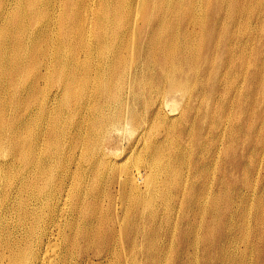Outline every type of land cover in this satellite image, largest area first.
I'll return each mask as SVG.
<instances>
[{"label":"rangeland","instance_id":"obj_1","mask_svg":"<svg viewBox=\"0 0 264 264\" xmlns=\"http://www.w3.org/2000/svg\"><path fill=\"white\" fill-rule=\"evenodd\" d=\"M41 1L53 2L55 6H52L50 10L58 11L54 17L49 14L40 17L42 21H45L44 18L46 21L53 18L46 23L54 28V32L56 18L66 19L71 16L73 20L77 19V11H59L60 0ZM123 1H111L105 8L104 16L109 19L114 18ZM0 5H3L0 17L4 11L10 13L9 15L7 13V17L14 15L16 0H0ZM23 6V9L28 8L27 3ZM164 12L170 20L159 29L155 19L157 14ZM135 15L133 27L141 26L149 19L152 22L144 27L142 36L138 37L134 29L124 34L125 42L118 45L119 47L131 46V49L134 48L137 52H132L131 59L134 58L135 61L132 65L129 64L128 76L133 78H126L127 82L121 91L124 102L122 110L128 115L127 123H125L127 126L124 125V128L122 126L119 129L120 132L114 133V139L112 138L114 141L111 139L113 142L109 143V154L123 155L132 150L133 156L141 151L144 154L145 150L147 153L148 149L155 152L165 145L164 150L163 148L161 150H166L164 152L166 157L171 156L172 166L177 162L173 166L175 174L172 179H182L181 187L180 185L172 186L166 188L167 190L161 187L158 194L149 193L147 196L145 194L142 198L144 201L142 207L141 204L133 203L136 201L131 200L133 196H129V192L128 195L125 194V198L123 195L121 197L119 183L111 181L115 175L117 177L118 164H115L114 168L108 165L109 167L102 169L98 180H95L92 170L87 175L91 179L86 176L81 179L88 189L85 192L77 191L75 184L69 193L67 200L69 203L64 206L65 198L63 196L59 199L60 194L55 187L60 184L66 173L63 170L66 169L60 165L54 172H37L35 171L36 162L39 160L43 167L49 169L51 163L47 158L51 155L56 157L64 155L67 158L68 153H71L75 156L74 158L77 157L76 161L69 163V176L64 178V187L68 188L70 183L67 181L72 180V173L77 175L80 164H85L78 159L82 158L81 147L72 148L71 143L72 141L83 142V138L90 134L91 128L88 127L97 118V114L94 118L93 113L87 110L86 102L81 106L82 102L61 106L62 96L60 94V96L58 94L51 96L53 87H50L49 105L52 103L50 108L53 116L57 114L59 119L55 124L52 119H48L50 125H53L51 129L55 134L46 139V152L37 153L35 156L25 146H21L16 151L7 144L0 146V163L6 161L13 163L10 166L0 167L2 192L0 203L3 207L11 208L6 211L7 214L0 216V256L2 253L8 256L12 250L20 248L23 252H31L32 261L40 255V249H42L46 255L40 264L48 262L49 264H264V0H141ZM125 21L126 16H123L115 24L107 25L106 35L109 29H114L116 25L124 24ZM97 30H101L100 26ZM43 32H47L46 25L38 29L37 34ZM65 33L71 38L76 37V33L70 29H59L56 32L57 35ZM86 39H89L86 43L67 46L68 52L81 50L83 47H93L95 33L93 37L87 35ZM160 41L167 42L165 48L172 50L170 55L184 60L179 65L176 63L178 66L176 73L172 72L174 77L177 75L175 80L178 91H170L169 94L166 93L169 92V81L166 82L167 79L163 78L166 72L161 76L160 71H157L159 57L154 62L140 51L145 47H159ZM3 49L8 55L21 52L20 49L8 45H5ZM138 54L141 57L137 56ZM94 56L100 57L102 52ZM14 63V60L9 64L3 63L6 74L12 71ZM61 73L69 75L70 70L64 69ZM166 74L169 75L171 72ZM135 75L138 79L133 83ZM31 76L32 69L24 73L23 79L16 87H10L7 83V91L11 92L17 87L29 85ZM40 101L41 98L37 102ZM4 103H8L7 108L3 106ZM81 107L83 108L80 109ZM165 110L168 112L166 113ZM111 111L114 109L107 110L106 114H111ZM21 115L29 117L31 112L27 110L19 96L7 97L1 89L0 136L11 137L17 132L15 126L22 118ZM171 122L177 123V127ZM39 129L38 125H31L24 129L25 132L18 134V137L21 140L25 139L24 142L33 137L39 144L45 139L35 136ZM62 129L64 133L61 150L59 141ZM180 129H182L181 132ZM171 130L179 132L178 135ZM157 139L160 141L162 139L168 144L162 141L159 143ZM116 142L119 145L114 144ZM173 142L175 143L172 144ZM150 144L154 146V149ZM175 144L180 145L177 147L174 146ZM115 145L117 147L114 148ZM168 145L171 147H167ZM171 148L170 153L168 150ZM19 153H22L25 158L20 160ZM184 156L190 158L186 159ZM182 158L185 160L183 161ZM181 160L183 164L180 163ZM19 164L31 170V180L34 184L18 195L21 200L16 205V198L11 197L14 195L6 196V189L11 182L24 183L21 180L24 177L25 182H28L30 177L22 173L18 175L16 171H12V167ZM86 164L84 166L91 167L90 163ZM46 178H49L52 186L41 188L40 184ZM6 184L8 185L5 187ZM92 188L98 190L99 195H95ZM13 190L12 188L11 192ZM142 190H146V187H142ZM46 192H49L47 196H45ZM96 197H99L101 210L98 213L103 218L101 222H93L94 220L83 216L95 211L93 200ZM119 198L122 200L120 201ZM75 199H78V205L74 203ZM72 204L77 206L76 212L72 211ZM30 212L41 213L44 216L41 221L28 218ZM115 214L118 218H115ZM23 217L25 220L22 219ZM50 217H54L58 223L55 229H59L54 232L60 231V235L50 239L47 237L46 242L48 240L54 242L53 245L58 246L56 252L45 246L46 243L42 245L45 233L50 230V226L46 230L43 228L49 224ZM118 222L121 230H119ZM110 224H114L115 227ZM106 243L111 247H108L109 245H107L108 248L105 247ZM125 247L126 250L123 249ZM110 250L114 253L108 254ZM157 250L160 251L159 256L153 254ZM98 251L102 255L98 256L96 254ZM7 262L5 259L4 263Z\"/></svg>","mask_w":264,"mask_h":264},{"label":"bare ground","instance_id":"obj_2","mask_svg":"<svg viewBox=\"0 0 264 264\" xmlns=\"http://www.w3.org/2000/svg\"><path fill=\"white\" fill-rule=\"evenodd\" d=\"M111 1H113V0H60L59 11H62V12L63 11H69V10L71 12L77 11V19L73 20L71 18V16H69L66 19L56 18L55 19V26H56L55 32L53 30L54 28H52L49 23H46V22L52 21L53 18H52V20H47V21L45 18H44L45 21H42L40 19V17L42 15H47V14L52 15L54 17L55 13L58 12L55 9L50 10V8L52 6H55V4L51 1L43 2L41 0H39V1L38 0H16V7L14 8V15H10L7 17L8 12L4 11L2 16L0 17V90L3 89V91L7 95V97L8 96H13V97L19 96V98L25 104L27 110L29 112H31V115L29 117L21 115L22 118L18 121L17 125L15 126V129L17 130V132H15L11 137L6 136V135L0 136V146L2 144H7V145L11 146V148L14 151L18 150V148H20L21 146H25L26 148L30 149L31 153L35 156L37 153H45L46 152V150H47L46 139L52 137L55 134L51 129L53 127V125H50V123L48 122V119H52V122H54V124L59 119L57 117V114H55V116H53V113H52L51 108H50V105L52 103L49 105V100H50L49 88L50 87H53V89H51V93H50L51 96H52V94H53V96H55L57 94L58 95L60 94L62 96L61 98L63 99V102H62L61 106H63V105L69 106L73 102H82V103H80V106H81L84 102H86L87 103V110L90 113H93L94 118L96 117V114H97V118H95V119L93 118L94 120H93L92 124L90 125V127H88V128H91V130L89 132L90 134L83 138V142L79 143L76 141H72V143H71L72 148L73 147H81L82 158L81 157L78 158L79 162L81 160L82 163H84V162H85V164L90 163L92 168L91 167L88 168V166L87 167L84 166L85 164H80V166L78 167V168H80V171H77V175H74V173H72V176H71L72 180L67 181V183H70L68 185V188L64 187V182H65L64 178L69 176V172H70V170L68 169L69 163L74 161L75 159L77 160V157L74 158L75 156L72 155L71 153H68L67 158H65L64 155L62 157H56L54 155H51L49 158H47V160H49L51 163L49 169H47V167H43L39 160L36 162L35 171H37V172H42V173H47V171L54 172L56 170V168L60 165H62L63 168L66 169V170H63V171H66V173L63 175L60 184L58 186L56 185V187H55V190L57 191V193L60 194L59 199L63 198V196L65 198L64 206L66 205V203H69V201H67L69 199V193H70L71 189L73 188V186L75 187V184L77 186V188H76L77 191H80V192L86 191L87 187H85V183H83V181H81V179H83L84 176L88 177L87 175H88L89 171L92 170V173L95 176V180H98L99 175H101L100 172L102 171L103 168L106 169L107 167H109L111 165H112L111 167H113V166H115V164H118V168L116 170L117 177L115 175L111 179V181L113 183L115 181H117L119 183L118 184L119 188H121V189H119V194L121 193V197L124 196V198H125L126 197L125 194L128 195V192H129V196H131V197L133 196V198L131 200L136 201L133 203H137V205L141 204V206H142V204L144 203L142 198H144L145 194H146V196L149 193L151 195H155V194H158L157 192H158L159 188H161V187L163 189H166L168 187H172V186L176 187L178 185H180V187H181V185H182V184H180V180H182V179H180V180L178 178L172 179L173 175L175 174L173 166L177 162L172 166L171 156L166 157V155L164 153V152H166V150L163 151L164 150L163 147L165 145H163V147L161 146L163 148V150H161L162 148L161 149L158 148L157 150H155V152H153L151 149L150 150L148 149V151L146 153V150L144 148L146 154L144 152H143L144 154H142L141 153L142 151H141L138 154L135 152L136 154H134L132 156V154H131L132 150L128 153L123 154V155H119V153L117 154L115 152H114L116 154L115 156H111V154H109V149H108L110 147L109 143H110L112 138L114 139V137H113L114 133L117 131L120 132L119 129H121L122 126H123V128H124V125H125V127L127 126V124H125V123H127L128 115L126 113H124V111L122 110L124 107V104H123L124 102H123V99L121 97V91L123 90V88L125 87V84L127 82L126 78H128V79L133 78V77L130 78L128 76L129 75L128 73L130 71L129 70L130 65H132L135 61L134 58L131 59V55L133 56L132 52H135V51L137 52V50H135L134 48L131 49V46L127 45L125 47H119L118 45L125 42L124 34L131 32V31H134V29H135V33H137L138 37L142 36L144 27L151 24V22H152L149 19L143 25L138 26V27H133L134 18L136 16L135 13H136V11L139 10V3L141 0H124L121 4V8L117 11L115 17L111 18V19L106 18L104 16V11H105L106 6H108ZM24 3L28 4V8L23 9ZM2 8H3V5H0V10ZM9 14L10 13H8V15ZM123 16H126V21L124 22V24L116 25V27L114 29H109L107 32V35H106L105 27L109 24H115ZM169 20H170V17L169 16L166 17V12L159 14V15L157 14V18L155 19V23H156L157 28L161 29L165 25V23ZM45 25L47 27V32H43L42 34H37L38 29H40L41 27H43ZM99 26H100L101 30H97ZM16 29H18V30L15 31ZM59 29H62V30L70 29L71 31H74L76 33V37L71 38L66 33L61 34V35H57L56 32ZM94 33H95V44L93 47L88 46V47H83L81 50L77 49L75 51L68 52V48H66L67 46H73V45L77 46L80 43H86L89 41V39H86V36L91 35L93 37ZM117 34H119V35H117ZM5 45L11 46L13 48H18V49H20L21 52H17L16 55H8V54H6V52L3 49ZM158 45H159V47L158 46L145 47L144 49H141L140 51L144 52L145 53L144 56L145 57L147 56L148 58H150L154 62L159 57L157 59L158 65H156V66H159V70H157V71H160L159 73H161V76L165 72L166 73L171 72V74L168 75L165 73L166 76L165 77L163 76L164 79H167L166 82L169 81V83H168L169 84V92L165 91L166 93L169 94L170 91L175 92L177 90L176 88H178L177 84H176V80H175V77L177 75L174 77L172 72L173 71L175 72L178 68L177 65H179V63L184 61V60H182L181 58H178L174 55H170V54H172V50H166V48H165L167 46L166 41H160L158 43ZM99 52H102V56L96 58V56H94V55L96 53H99ZM137 56H139V54ZM139 57H141V56H139ZM130 59H131V61H130ZM13 60L15 63L13 64L12 71L9 74H6V72L3 68V63L9 64ZM136 61H138V59ZM141 61H143V60H141ZM153 61L151 63H153ZM176 63H178V64L176 65ZM40 68H42V69H40ZM156 68H158V67H156ZM30 69H32L31 83L25 87H17L13 91L8 92L7 88H6V84L9 83L10 87H16L20 83V81L23 79L24 73H27V71ZM64 69H69L70 74L69 75H63L61 73V71ZM134 69H135V67H134ZM142 74H143V72H142ZM136 79H138L137 76L134 77V79L132 80L133 83L135 82ZM185 80H186V78H185ZM158 83H160V82H158ZM162 84H163V82H162ZM156 90L157 89H155V91ZM137 91H139V90H137ZM155 91H153V92L155 93ZM135 92L136 91H134V93ZM139 93H140V91H139ZM132 95H133V93H132ZM148 96H150V95H148ZM172 96H173V94H172ZM154 97H156V96H154ZM182 97H184V96H182ZM40 98H41V101L38 103L37 101ZM56 98H58V97L56 96ZM145 98H146V95H145ZM187 99L185 101H187ZM160 101H161V99H160ZM202 102H203V99H202ZM159 104H157L158 107H159ZM170 104H174V103H170ZM126 105L128 106V104H126ZM144 105H146V103ZM3 106L5 108H7L8 103H4ZM132 106H134V105L132 104ZM180 106H182V105H180ZM82 108L83 107H81L80 109H82ZM207 108H208V106H207ZM110 109H114V111H111L110 112L111 114H106V111L110 110ZM134 110H136V109H134ZM135 112L136 111H134V113ZM167 112L168 111H166V113ZM160 113H162V112H160ZM153 114H154V112H153ZM163 114H164V112H163ZM197 114H198V112H197ZM89 116H91V115H89ZM206 116H207V114H206ZM81 117L82 116L80 115V118ZM161 117H163V116H161ZM13 118H14V115H13ZM150 118H151V116H150ZM168 118H169V116H168ZM134 119H136V118H134ZM139 121H140V119H139ZM98 122H100V123L98 124ZM163 122H165V121H163ZM174 124L172 123V125H174ZM207 124H208V122H207ZM0 125H1V122H0ZM31 125H38L40 127L39 131L36 132V135H35L36 137H38L39 139H42L43 137L45 138L39 144L35 141V138H33V137L30 138L28 141H25V142H24L25 139L21 140L18 137V134L25 132L24 129H26L27 127H29ZM130 125H132V124H130ZM175 125L177 127V123ZM168 126H170V125H168ZM182 126L183 125H181V127ZM133 127H134V125H133ZM128 128L130 129V127H128ZM149 128H150V125H149ZM137 129H136V132H137ZM171 129H173V128H171ZM182 129H180V132ZM165 130H167V129H165ZM175 130L174 131L171 130V131L175 132ZM132 132H134V131H132ZM140 132H142V131H140ZM145 132H144V134H145ZM147 132H148V130H147ZM167 132L170 133V131H167ZM173 132H171V133L173 134ZM63 133H64V130L62 129L60 141L57 140V142L59 141V145H60L61 150H62ZM135 133H134V135H135ZM175 133L173 135H176L179 132H177L176 134ZM189 133H190V131H189ZM154 134H156V133H154ZM190 134H193V133H190ZM129 135H130V132H129ZM144 136H143V138H144ZM169 136H170V134H169ZM193 136H195V135H193ZM117 137H118V135H117ZM117 137H116V139H117ZM121 137H123V136H121ZM119 138H120V136H119ZM126 138H127V135H126ZM175 138H177V137H175ZM129 139H128V141H129ZM141 139H142V137H141ZM157 140H159V139H157ZM186 140H185V142H186ZM113 141H111V142H113ZM117 141H118V139H117ZM161 141H162V139H161ZM161 141L159 140L158 142L160 143ZM169 141L171 143V140H169ZM121 142H123V141H121ZM162 142H164V141H162ZM175 142H176V140H175ZM175 142H173L172 144H174ZM185 142H183V143L185 144ZM27 143H29V144H27ZM166 143L168 144V142H166ZM79 144H81V145H79ZM114 144L119 145L118 142H116ZM172 144H170V145H172ZM137 145H138V143H137ZM150 145L152 147V144H150ZM158 145H156V147ZM177 145L178 144H175L174 146H177ZM187 145H189V144H187ZM143 146H147V145L143 144ZM143 146H141V147H143ZM113 147L115 148V147H117V145H115ZM119 147H121V145ZM130 147H131V144H130ZM167 147H171V146L168 145ZM152 148L154 149V146ZM174 149H175V147H174ZM117 150L118 149H116V151ZM171 150H172V148L168 151L170 152ZM38 151H40V152H38ZM174 151H176V150H174ZM180 151H181V149H180ZM193 152H194V150H193ZM167 154H168V152H167ZM81 155H79V156H81ZM176 155H177V153H176ZM18 156H19L20 160L25 158L22 153H19ZM177 158L178 157L176 156V159ZM184 158H186V157L184 156ZM184 158H182L183 161L185 160ZM187 158H190V157L188 156ZM163 159H164V161H163ZM172 159H174V158H172ZM90 161H92V162H90ZM183 161L181 160L180 163H182ZM76 164H77V162H76ZM10 165H13V163L7 162V161L0 163V167H6V166H10ZM142 168H144V169H142ZM186 168H187V166H186ZM178 169H179V166H178ZM12 171H16V173L18 175H20L22 173V174H26V175L30 176V177H28V182H25L26 178L24 177V178H21V180L24 183L11 182L9 185L8 184L5 185V187L8 185V188L6 189V196L14 195L11 197L16 198V205H17L19 203V201L21 200V198L18 195L22 194L24 191H26L28 189V187L30 185H32L34 183H32V180H31V170L30 169H28L26 167H22L19 164L17 166L12 167ZM114 172H115V169H114ZM181 176H183V174H181ZM199 176H201V175H199ZM186 177H187V175H186ZM88 178L91 179V177H88ZM65 185H66V183H65ZM51 186H52V183L49 182V178H46L40 184L41 188L42 187H49L50 188ZM142 187H146V190H142ZM190 187H191V185H190ZM12 188L14 189L13 192H11ZM65 189H67V192H65ZM76 189H74V190H76ZM116 190L118 191V188ZM166 190H164V191H166ZM168 190H170V189H168ZM186 190L187 189H185V191ZM201 190H199V191H201ZM92 191L94 192L95 195L96 194L99 195L98 190L92 188ZM48 193L49 192H46L45 196H47ZM200 193L203 194L202 192H200ZM1 195H2V192L0 190V196ZM181 195H183V194L181 193ZM196 195H197V193H196ZM119 197H120V195H119ZM152 198H154V196ZM77 200L78 199L74 200V203L76 205H78ZM121 200L122 199H120V201ZM117 201L115 202V204L117 203ZM93 204L95 207V211L92 213L84 214L83 216L86 217V219L94 220L93 222L103 221L102 216H100L98 213V211L101 210L100 205H99L100 204L99 203V197H96L93 200ZM134 206H136V205H134ZM9 210H11V208L6 207V206L3 207L2 203H0V216L7 214L6 211H9ZM76 210H77V206L72 204V211L76 212ZM131 211H132V208H131ZM138 213H139V211H138ZM43 216H44L43 214L37 213V212L28 213V218L30 217L32 219H38L40 221L42 220ZM54 217H50L49 218V224L45 225L43 228L44 230H46V228L50 226L49 227L50 230H48L45 233L44 242L42 243V245L46 243L45 246H48L50 248V250H53L56 252L58 249V246L53 245L54 242H52L51 240H48L46 242L47 237L50 239L51 237H54V236L58 237L60 235V231L54 232V231L59 229V228L55 229V227H58V223L56 222ZM116 217H117V215L115 216V218ZM22 219L25 220L24 217ZM119 220H121V218ZM118 224H119V222H118ZM111 226L115 227L114 224ZM120 227L121 226L119 224V230H121ZM120 234H121V232H120ZM129 241H128V243H129ZM107 245H109V244L106 243L105 247H107ZM122 245H123V243H122ZM108 247H111V246L109 245ZM123 249L126 250V247ZM116 251H117V249H116ZM147 252L148 251L146 249V255H147ZM107 253L112 254L114 252L110 250ZM96 254L98 256L102 255L100 251L96 252ZM124 254H125V252H124ZM153 254L155 256H159L160 251L157 250ZM45 255L46 254L42 251V249H40V255L32 261L31 260L32 259L31 252H29V251L23 252L20 248H17V249L12 250L11 254L8 256H5L2 253L0 256V264H40ZM141 258H140V260H141ZM5 259L8 261L7 263H4ZM46 264H49V262Z\"/></svg>","mask_w":264,"mask_h":264}]
</instances>
